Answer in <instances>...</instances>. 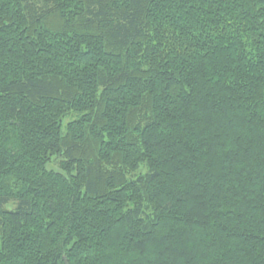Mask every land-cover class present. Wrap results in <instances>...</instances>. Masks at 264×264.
Masks as SVG:
<instances>
[{
	"label": "trees",
	"instance_id": "16d2710c",
	"mask_svg": "<svg viewBox=\"0 0 264 264\" xmlns=\"http://www.w3.org/2000/svg\"><path fill=\"white\" fill-rule=\"evenodd\" d=\"M0 264H264V0H0Z\"/></svg>",
	"mask_w": 264,
	"mask_h": 264
},
{
	"label": "rangeland",
	"instance_id": "374dc122",
	"mask_svg": "<svg viewBox=\"0 0 264 264\" xmlns=\"http://www.w3.org/2000/svg\"><path fill=\"white\" fill-rule=\"evenodd\" d=\"M49 167L52 168V169L58 170V166L56 165V163L50 164Z\"/></svg>",
	"mask_w": 264,
	"mask_h": 264
}]
</instances>
